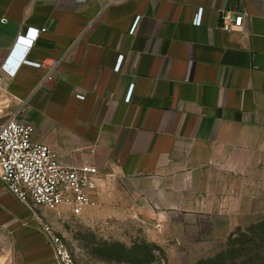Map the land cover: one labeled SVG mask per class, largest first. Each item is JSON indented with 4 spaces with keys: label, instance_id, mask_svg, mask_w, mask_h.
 <instances>
[{
    "label": "crops",
    "instance_id": "crops-1",
    "mask_svg": "<svg viewBox=\"0 0 264 264\" xmlns=\"http://www.w3.org/2000/svg\"><path fill=\"white\" fill-rule=\"evenodd\" d=\"M228 11L246 14L241 28L223 27ZM29 28L47 30L18 46ZM0 71V127L16 116L62 162L97 166V204L83 214L124 230L115 241L140 247V264L254 260L264 2L0 0ZM51 211L69 213L22 203L0 179V264H60L40 231Z\"/></svg>",
    "mask_w": 264,
    "mask_h": 264
},
{
    "label": "built area",
    "instance_id": "built-area-1",
    "mask_svg": "<svg viewBox=\"0 0 264 264\" xmlns=\"http://www.w3.org/2000/svg\"><path fill=\"white\" fill-rule=\"evenodd\" d=\"M113 1L116 0H104V4ZM245 19V13L225 12L223 27L229 30L241 28ZM139 20L140 17L136 20L133 32ZM46 30L29 28L25 35L19 36L17 45L29 49L40 33ZM122 60L123 56L120 62ZM56 67L57 62H53L42 78L40 87L55 79ZM3 79L0 71V86ZM35 131L33 124L21 122L16 116L9 118L0 127L1 181L22 203L48 210L64 209L72 215L81 216L87 207L97 204L94 192L100 182L98 167L62 162L49 144L35 141ZM40 231L60 264H80L68 238L54 222L42 220Z\"/></svg>",
    "mask_w": 264,
    "mask_h": 264
},
{
    "label": "rangeland",
    "instance_id": "rangeland-1",
    "mask_svg": "<svg viewBox=\"0 0 264 264\" xmlns=\"http://www.w3.org/2000/svg\"><path fill=\"white\" fill-rule=\"evenodd\" d=\"M51 212L52 221H55L60 231L68 238L80 264H115L108 262L107 258L122 254L125 245L115 241V238L125 236L124 230L100 228L94 224L91 213L75 216L67 212ZM252 231L253 234L248 237H254L255 244H248L245 249L253 254L254 260L248 263L264 264V216ZM127 233L128 238L132 239L141 236L136 229H129Z\"/></svg>",
    "mask_w": 264,
    "mask_h": 264
},
{
    "label": "trees",
    "instance_id": "trees-1",
    "mask_svg": "<svg viewBox=\"0 0 264 264\" xmlns=\"http://www.w3.org/2000/svg\"><path fill=\"white\" fill-rule=\"evenodd\" d=\"M125 247V246H124ZM140 247H136V249H127L123 248L122 254L114 255L113 257H108L107 261L110 263H132V264H140Z\"/></svg>",
    "mask_w": 264,
    "mask_h": 264
}]
</instances>
